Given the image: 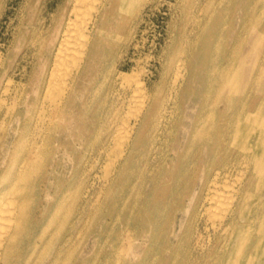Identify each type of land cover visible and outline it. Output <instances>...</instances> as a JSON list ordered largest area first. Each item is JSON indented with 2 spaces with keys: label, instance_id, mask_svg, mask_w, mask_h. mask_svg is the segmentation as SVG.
Here are the masks:
<instances>
[{
  "label": "bare ground",
  "instance_id": "obj_1",
  "mask_svg": "<svg viewBox=\"0 0 264 264\" xmlns=\"http://www.w3.org/2000/svg\"><path fill=\"white\" fill-rule=\"evenodd\" d=\"M80 1L83 3L85 0ZM100 1L101 0H86V2H92L91 4H77L76 2V4L65 11V15L56 29L54 38L49 40L51 44L49 50L53 51V55L51 52H48L47 57L42 63L35 85L33 86L32 93L34 96L32 98H23V108L15 111L12 110V115L8 121L2 120L3 123L0 124V264H28L32 260L33 264H153L154 260L148 256V250L152 248L154 244H156V246L158 244L156 243L159 239H157V236L161 233L160 223L164 220V215L160 208L152 204L153 206L150 213L144 216L143 210L146 205L141 203L143 200L140 201L139 199L145 196V194H148V190L146 192L143 190L141 191V189L148 180L151 182H156L158 179L164 181L162 179L165 178V176H167L166 180H171L172 183L177 184V186L180 182L182 183L183 172L188 169L190 165L194 166L193 161L195 159L191 160L189 157L190 148L194 146L201 137L208 141L210 138L214 137V135L217 137L220 135V138L223 139L225 144L227 143V136L230 137L231 134L235 139L240 138L242 141L241 149L244 147L251 150L252 160L255 162L254 172L246 177V181L243 182L242 187L247 189L251 183L254 184V174L260 178L258 185L264 183V113L261 111L262 105L255 104V106L248 107L247 109L245 106H241L238 108L236 115L229 118L227 117V114L230 112V106L228 105L232 100L231 96L234 98V95H225L226 105L223 109L225 117L221 124L213 120V117L210 121H207L206 115L203 113L206 107V105H204L202 108L198 109V115H194L191 119L190 127L183 126V140L179 138V132L175 130L173 121L175 120V109L180 98L182 100V94L186 92L193 81L189 72L190 64L186 66V61L180 56L177 57L176 63H174L175 66L173 68L174 72L170 92L164 98L158 97L156 94L149 91L145 82L138 76H135V73L130 74L126 71H121L122 73H119L120 78L118 79L121 80L122 85L116 88L114 92L116 94H114V97L112 96L111 106L108 111H106L107 113L101 129L105 137L102 139L99 148L97 146L98 155L95 156V161L91 164V168H93L92 165L99 160L102 152L107 151L106 153H108V151L112 152V150L109 149H116L115 157L109 163L110 165H108L111 167L110 171L105 170L107 173H104L105 175L103 177L94 173L90 183L89 181L92 177V174H90L92 169L90 168L83 177H80V179L78 178L79 180L77 179L78 182L75 184L69 185L71 183L70 178H66L65 184L67 183V185L63 186L58 194L57 189H55L54 194H51L49 186L45 185L43 186L44 198L36 197L34 191H36L37 188L39 189L38 185L40 184L38 183V177L46 167L48 157H52V163H49L50 168L54 167L56 163V153L60 145H56L55 148L51 149L49 144L54 135L57 134L61 125L58 113L62 111L69 102L77 79L89 70L88 66L90 62L93 61V57H95L94 55L98 49L99 39L104 34V26L109 18V14L112 9H114V5L120 2L119 8L122 11L131 10L130 5L132 3L129 4L130 0H102L103 3L99 4ZM206 7L207 4L205 8ZM227 15L228 14H226V16ZM127 16L128 15H126V17ZM58 32L60 37L56 43L55 39H57ZM110 41L107 42L109 43ZM258 43L259 39L253 42V50ZM240 44L235 48L233 47V52L230 55L231 58L228 60L227 64L223 65L224 70L227 67L234 72L236 67L242 68V64H244V67L246 66V59L253 53V50L251 48L247 49L246 53L242 54L240 52L242 48ZM205 46H207V41L205 42ZM262 54L264 55V48L262 49L261 55ZM50 55H52V62L50 61L51 65L49 66L47 60ZM263 57L264 56H261V58ZM213 60L214 59H212V61ZM236 61L239 63L235 66ZM257 63L258 60L255 63L256 65L253 64L252 71L253 69L257 70L259 67ZM249 67H251L250 64ZM230 70H225L218 74L212 71L213 73L207 78L208 84H213V82H215L217 84V89L222 88L230 93L232 84L235 82L232 76L227 74L231 72ZM144 74H146V72H144ZM249 76L245 80L246 86L243 85L245 88L253 84L251 82L253 79L252 77L249 79ZM261 78L264 80V74ZM130 79H132L133 83L134 80L136 82V89L133 90L134 92L128 89L129 87L125 84L127 81H130ZM8 80L13 79L9 78ZM262 80L260 79V81H258L259 85ZM45 84L46 90L50 93H55L53 92L55 90L52 89L54 88L53 86H55L54 89L59 87L56 92L58 97L55 96V94L52 95L49 93L56 97V99L54 97L55 101L51 102L53 101L52 99L49 104L39 101L40 91ZM50 88L51 91L53 90L52 92L49 90ZM84 91H81V93ZM259 94L260 92L253 94L252 101L257 103ZM52 96L51 98H53ZM205 103L206 102H204V104ZM237 104H239V102ZM252 105H254L253 102ZM169 106L170 108H168ZM36 110L38 112L37 115L33 113V111ZM210 115H212V113ZM204 143L206 144L205 146H207V142L205 141ZM211 151L210 148L206 150V155L201 157V159L209 160V158H211ZM214 155L216 154L214 153ZM73 159L72 157V160ZM140 159L143 161L147 171L134 173V180L130 185L131 171L133 172L132 169L134 168L138 169V164L142 163ZM205 166L206 164L201 168L203 171L199 176L201 186L208 185L210 181L209 176L216 177L219 171V167L211 171L208 166ZM105 169H109V167ZM237 179L239 178L237 177ZM215 180L216 179H214V185L210 186L211 190L208 189L209 191L205 193H203V187L195 190L190 187L191 183H188L187 180L185 183L183 181V192L178 194L184 196L188 193L189 201H194L192 203H194L196 214L199 213V209L203 207L209 210L211 206L216 207V202L221 201L220 204L224 202V200L223 202L219 200L220 196L218 197V195L220 192H223V190H219L220 192H218V180ZM126 185L129 189L127 194L124 195L125 193L122 194V191ZM162 185L165 186L164 183H162ZM223 185H225V183ZM233 185H231V187ZM188 187L190 188L189 191ZM237 190L239 191V189ZM231 191H227V193L229 194ZM246 192H248V189ZM226 194L223 193V195ZM223 195H221L222 199L227 196L223 198ZM229 195L227 197H229ZM226 200L224 205L221 204V207L217 205L218 210H220L218 207H223L222 213L219 214L217 212L219 214V217H217L218 220L215 221L210 218L212 220L211 223L214 230L212 234H214V238L211 235L206 237V235H203L202 231L199 230L195 235L193 239L194 243H192L195 248V259L197 258V261L195 260L194 264H218L220 258L223 256H229L228 258L232 259L231 263L233 264H264V209L254 214L252 218H248L245 215L246 213L244 214L248 200L247 193H243V195L236 197L234 201L231 196L230 200ZM149 204L148 202V205ZM127 206L129 207L128 219L129 217L135 216L138 218L139 223L142 221V228L141 230L139 229V231L136 229L132 233L130 231L125 232L128 230L126 226L129 225V219L123 224V227H121L123 229L115 231L113 236L114 239L111 240V232H114L115 226L119 224L122 218V212H124ZM212 215H214V213H212L211 216ZM168 234L169 233H167V237ZM237 241H239L238 244L241 245L236 246ZM180 242H178L177 245H173V247L169 245L166 246L168 249L171 248L172 252L168 251L167 256L161 259L160 264H175L178 260L177 252L180 248ZM144 248L146 251L140 254L138 251ZM157 248L158 250H160V248L162 249L159 244ZM160 252L161 251L155 252V259L160 257ZM135 259H138L137 262ZM184 264H191L189 258Z\"/></svg>",
  "mask_w": 264,
  "mask_h": 264
},
{
  "label": "rangeland",
  "instance_id": "obj_2",
  "mask_svg": "<svg viewBox=\"0 0 264 264\" xmlns=\"http://www.w3.org/2000/svg\"><path fill=\"white\" fill-rule=\"evenodd\" d=\"M76 2L77 4L92 3L86 2V0L84 1L85 3H82L80 0H0V94L2 93L0 95V124L3 123L4 120L8 121L12 115V110L15 111L17 109L23 108V98H32L34 96L32 93L33 86L35 85V81L38 77V72H40L42 63L47 57L48 52H51L53 55V51L49 50L51 45L49 40L54 38L56 29L65 15V11L76 4ZM102 3L103 2L101 0L99 4ZM119 4L120 2H118L117 5H114V9H112L108 16L109 18L104 26V34L98 42V49L94 55L95 57H93V61H91L88 66L89 70L77 79L69 102L63 108V110L58 113V118L61 125L57 134L54 135L49 144L51 149L55 148L56 145H60L58 152L56 153V163L55 166L52 167L53 169L50 168L49 163L51 162L52 157H48L46 161V167L38 177V183L40 184L38 185L39 189L37 188L36 191H34L36 197L44 198L43 186L45 185L49 186V191L51 194L55 193V189H57L58 194L60 189L67 185V183L65 184L66 178H70L71 183L69 185L75 184L78 182L80 177H83L86 171L91 168V164L95 161V156L98 155L97 150L100 146V143L105 137L101 129L103 126V120L107 113L106 111H108L109 107L111 106L112 98L114 97V94H116L114 93L116 88L122 85L121 80L118 79L120 78L119 73H122L121 71H126L130 74L135 73V76H138L145 82L149 91L156 94L158 97L164 98L169 94L171 89L172 76L174 72L173 68L175 66L174 63H176L177 57L182 56V58L186 61V66L190 64L189 72L193 81L186 92L182 94L184 98L183 96L182 100L180 98L175 109V120H173L175 130L179 132L177 133L179 134V138L181 140H183V126L190 127L191 119L194 117V115H198V109L202 108L204 105H206V107H203L205 110L203 113L206 115L205 117L207 121H210L213 117V120H216V122H219L220 124L223 122L222 120H224L225 117L223 109L226 105L225 95H234V98L231 96L232 100L228 105L230 106V112L227 114V117L229 118L235 116L238 108L241 106H245L247 109L248 107L255 106V104H260L262 105L261 111L264 113V80L261 78L264 74V57L261 58V56H264L263 54L261 55L262 49L264 48V0H130L129 4L132 5H130L131 12L122 11L119 8ZM206 4L207 7L205 8ZM226 14L228 15L226 16ZM126 15L128 16L126 17ZM59 37L60 36L58 32L57 39H55L56 43ZM256 39H259V43L254 47L253 50V42L256 41ZM107 41L110 42L108 43ZM206 41L207 46H205ZM239 44L242 46L240 51L242 54L246 53V50L250 48L253 50V53L248 57V59H246L247 61L245 67L244 64H242V68L236 67L234 72L226 67L225 70L231 71L227 74L232 76V79L235 81H233L234 84H232V87L230 84V93L225 89L223 90L222 88L217 89V84L215 82H213V84H208L207 78L209 75H211L213 72L218 74L222 71H225L223 65L227 64L228 60L231 58L230 55L233 52V49ZM182 52L185 53L183 54ZM52 55H50L49 59L47 60L49 66L52 62ZM212 59L214 60L212 61ZM257 60L259 67L257 70L253 69L252 71L251 69L254 65H256L255 63ZM237 61L235 66L239 63ZM249 64L251 67H249ZM144 72H146V74H144ZM248 76L249 79L252 77L253 80L251 82L253 84L250 87L245 88L243 85H245V80ZM9 78L13 80H8ZM260 79L262 82L259 85L258 81H260ZM130 81H125L126 83H124L129 87L128 89L133 91L136 89V82L134 80L133 83L132 79H130ZM53 87L55 88V86ZM54 88L52 89L55 91H52L55 93H50L48 90H46L45 84L40 91L39 101L49 104V102L53 99L51 102H54L56 99L55 96L58 97L56 92L59 87L56 89ZM49 90L51 91V88ZM81 91L84 92L81 93ZM257 92H260V94L259 98L257 99V103H255L252 101V96ZM49 93L52 95L55 94V96H52ZM51 96L53 98H51ZM237 101L239 104H237ZM204 102L206 103L204 104ZM252 102L254 105H252ZM168 108H170V106ZM33 113L37 115L38 112L36 110L33 111ZM211 113L212 115H210ZM227 137L226 144L223 142V139L220 138V135L218 137L214 135V137L208 140L209 142L204 140L205 138L201 137L195 144L196 146H192L189 151L190 159H195L193 161L194 166L190 165V167L186 169L187 171L185 170L183 172L184 174L182 173L183 180L178 186L175 183L173 184L171 180H166L167 176L162 179L164 181L158 179L156 182H151L148 180V182L144 183V187H142L141 191L143 190L147 192L148 190V194H145V196H142L139 199L140 201L143 200L141 203L146 205L145 209L143 210L144 216L150 213L153 205H155L157 208H160L164 215V220H162L160 223L161 233L158 234L157 239H159L156 242L162 247V249L160 248V250H158V244L157 246L154 244V246L148 250V256L154 260L153 264H160L161 259L167 256L168 251L170 252L172 250L171 248H166V246L169 245L170 247H173V245H177V243L180 242V239V248L177 252L178 260L176 259L177 261L175 264H184L187 262L188 258L191 261V264H194L195 260L197 259H195L196 252L195 248L193 247V239L195 235L197 234L198 230L202 231L203 235L205 234L206 237H209V235H214L212 234L214 230L211 221L213 219L215 221L218 220L217 217H219V214L223 212V207H220L224 205L226 199L230 200V196L234 201L236 197L243 195V193H247L248 200L244 214L246 213L245 215L248 218H252L254 214L264 209V183L258 185L260 178L256 174L253 175V182H255L254 184L251 183L247 187L248 192H246L247 189L242 187L243 182L246 181V177L250 173L252 174L254 172L255 162L252 160L251 150L244 147L241 149L242 141L240 138L235 139L233 138L232 134L230 137ZM205 141L207 142V146H205ZM209 148L212 150L210 155L211 158H209V160H202L201 157L206 155L205 152ZM109 150H112V152H102L99 160L92 165L93 168H91L92 170L90 172V174H92V177L89 181L90 183L93 179L94 173H97L100 175V177H103L105 175L104 173H107L105 170L110 171L111 167L108 165H110L109 163L112 161V159H114L116 149ZM214 153L216 155H214ZM72 157L74 158L73 160ZM140 162L142 163L138 164V169L134 168L132 169L133 172L131 171L132 175H130V185L133 183L134 173L147 171V168L144 166L141 159ZM204 164H206V166H208V168H210L209 170L211 171L216 167H219V171L216 177L209 176L210 181L208 182V185L201 186L199 176L203 171L201 168L204 167ZM107 167H109V169H105ZM237 177L239 179H237ZM214 179H216L215 181L218 180V192L223 190V192L219 193L218 197L220 196L219 200H222V202L224 200V202L221 203L222 205L220 204L221 201L218 200L219 202H216L217 205L220 206L218 207L220 210L217 209V205L216 207L211 206L212 208L210 207L209 210L203 207L200 208L199 213L196 214L194 203H192L194 201H189L188 193H186L184 196H180L178 193L183 192V184L186 180L188 183H191V186L189 184L188 185L192 189L194 188L195 190H198L200 187H203L202 190L204 191L203 193H205L206 191L211 190L210 186L214 185ZM162 183H164L165 186L162 185ZM222 183H225V185ZM230 184L233 186L231 187ZM127 185L122 191V194L125 193L124 195L127 194L129 189ZM189 189L190 188L188 187V191ZM237 189H239V191ZM227 191H231V193H229L230 195L227 193ZM223 193H227L229 197H227V194V196L223 195ZM221 195H223V198L226 196V199H222ZM148 202L151 205H148ZM128 208L129 207L127 206L124 212H122L123 214L119 224L115 226L114 232H111V240L114 239L113 236L115 231H120L123 229L121 227H123V224H125L129 219V225L126 226L128 227L126 228L128 230L125 232L130 231L132 233L136 229H138V231L139 229L141 230L142 221L139 223L138 218L135 216L129 217L128 219ZM212 213H214V215L211 216ZM207 216L211 217L208 219ZM210 218H212V220ZM167 233H169L168 237ZM239 241H237L236 246L241 245L238 244ZM145 251L146 249L144 248L138 252L143 254ZM156 251H161V255L157 259L154 258ZM228 257L229 256L221 257L218 264H233L231 263L232 259ZM137 260L138 259H135L136 262ZM28 264H33V260Z\"/></svg>",
  "mask_w": 264,
  "mask_h": 264
}]
</instances>
